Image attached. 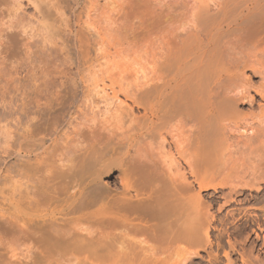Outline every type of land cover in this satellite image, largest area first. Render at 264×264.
Here are the masks:
<instances>
[{"label": "bare ground", "instance_id": "6f19581e", "mask_svg": "<svg viewBox=\"0 0 264 264\" xmlns=\"http://www.w3.org/2000/svg\"><path fill=\"white\" fill-rule=\"evenodd\" d=\"M134 2L148 12L146 36L132 33L128 48L117 40L112 54L129 51L150 64L146 84L124 100L113 91L140 110L126 131L136 132L101 138L95 128L89 137L74 130L79 145L53 154L55 162L46 153L60 137L52 138L53 120L20 132L7 153L26 159L16 174L34 170L36 180L28 172L35 184L25 198L11 188L1 197L8 253L0 264H262L255 250L259 241L264 248V0ZM51 7L39 11L46 28L56 19ZM155 147L159 164L147 154ZM10 167L3 179L13 184ZM114 176L115 188L106 181ZM240 220L247 224L232 230Z\"/></svg>", "mask_w": 264, "mask_h": 264}, {"label": "rangeland", "instance_id": "374dc122", "mask_svg": "<svg viewBox=\"0 0 264 264\" xmlns=\"http://www.w3.org/2000/svg\"><path fill=\"white\" fill-rule=\"evenodd\" d=\"M133 1L135 0H0V211L6 206L3 198L8 191L14 189L16 197L19 195L20 198H25L26 192L30 189L28 187L35 182L34 170L33 174L29 169L26 170L27 173L24 170L21 174L24 179H20L22 176L16 174L17 171V173L20 172L19 164L21 165V162L26 159L18 158L22 160L19 161L18 156L8 155L16 150L14 149L17 147L16 143L23 135L19 136L20 132L25 130L27 132V128L33 130L37 125L41 126L53 120V126V121L51 123L53 129L50 126L49 128L56 135L52 138L63 137H57L59 141L56 140L58 144L56 143L55 148H51V151L46 150L48 155L51 153V157L47 155L46 157H50L49 160L55 158L51 159L54 162L61 155V157H65L66 154L68 156L69 151L72 150L68 148H72L73 143L75 145L73 148H77L76 145L79 144L76 142L75 131L86 134V137H89L93 128L101 138L102 136L103 138L113 137L116 133L123 131L132 135L131 126L135 125V122H130L132 119L130 114L138 116L140 110L138 108L130 110L125 103L121 104L115 100L113 91H118L119 97L124 100L125 94H130L146 84L151 79L150 64L142 59L135 60V56L129 51L121 53L119 57L112 53L116 47H121L120 44L119 46L116 44L117 40L128 48L127 42H132V33L136 32L135 34L138 35L142 33L146 36L147 27L145 26H147L148 12L143 4L141 6L144 8L139 5L141 3H133ZM49 4L53 8L56 19L53 21L54 26L46 28L39 21L41 17L39 11L44 12ZM15 13L16 16H14ZM12 20L26 27L10 29V31L4 23ZM125 21L129 22L125 25ZM127 25L128 32L124 29ZM144 30H146L145 33H143ZM8 34L9 37L6 36ZM104 86L107 87V92H103ZM244 110L249 109L244 107ZM54 114L57 115H55L57 120L61 121L60 127L54 120L55 116L53 119ZM47 124L41 127L46 128ZM54 127L59 129H54ZM129 128L132 130L127 133ZM54 130L60 132L59 135ZM128 135L126 138L129 139ZM69 140L72 141L71 145L68 144ZM10 143L13 145V150H11ZM49 144L52 145V143ZM52 146L54 147V144ZM62 151H64L63 154L68 153L63 156ZM53 154L59 156L56 158ZM147 154L158 164L162 161L160 150L157 147L148 148ZM171 155L177 157L176 151L173 150ZM262 160H264V154H262ZM9 166L15 172H13V177H15L13 184L3 179L5 178L3 176L7 175L5 172L8 171ZM28 172L33 175L34 179L29 176L30 174L27 176ZM28 178L31 179L28 180ZM106 181L113 188L118 185L115 176ZM203 194L205 200L210 202L221 200L218 195H210L213 196L210 198L206 192ZM216 209L217 206L214 211ZM236 224L231 226L232 230L236 226H245L247 223L246 220H240ZM6 241L7 234L0 228V253L4 255L8 253L5 246ZM257 244L255 254L256 256L260 254V260L264 264V248L262 247V251H259L262 241ZM65 263L52 259L41 264Z\"/></svg>", "mask_w": 264, "mask_h": 264}]
</instances>
